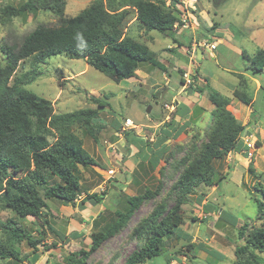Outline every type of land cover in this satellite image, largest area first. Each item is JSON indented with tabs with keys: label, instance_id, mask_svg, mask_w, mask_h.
Wrapping results in <instances>:
<instances>
[{
	"label": "rangeland",
	"instance_id": "obj_1",
	"mask_svg": "<svg viewBox=\"0 0 264 264\" xmlns=\"http://www.w3.org/2000/svg\"><path fill=\"white\" fill-rule=\"evenodd\" d=\"M94 1L96 0H64L63 17L70 19L77 16ZM150 1L161 3L165 8L179 10L181 22L188 21L185 18L187 12L192 16L195 14L196 19L192 17L191 20L194 25L198 23V40H201L202 44L214 42L216 38L212 39L215 35L210 28L216 24L218 38L226 39L227 36L223 37L222 34H230L233 37L231 43L238 45L237 48L249 56L260 50L264 51V4L260 5L259 0H199L193 7L194 13L184 5H171V0ZM22 2L24 0H0V9L7 5L17 8ZM57 22L58 17L49 11H38L27 18L10 20L0 18V48L4 45H19L36 26H55ZM124 33L144 43L161 63L166 60L165 53L168 50L165 47L174 45L170 37H165L154 30L149 32L142 27L135 21L133 10L129 11ZM205 48L198 47L205 55L210 53L200 63L203 71H200V68L195 69L198 77L201 83L206 79L210 89L229 99L226 110L244 126L239 138L243 133H250L256 150L249 160L241 158L242 156L229 157L228 154L223 160L213 162L215 178L222 176L223 180L214 189L200 185L188 195V201L182 206L183 223L180 227L192 237L190 244L193 247L188 251L187 241L169 236L164 239L160 255L144 264H168L167 258L172 259V264H242L237 262L234 255L235 248L243 244V240L238 239V229L245 223L248 224L247 232L252 228L264 227V212L258 218L255 204L256 200H263L261 190L264 187V71L259 74H253L249 70L246 72L243 69L245 62L243 63L240 56L232 51V48L227 47L225 42L219 44L212 52ZM181 52L183 54L180 53L179 59L181 65L186 67L187 56L183 50ZM4 58L0 50V67L4 65ZM224 67L231 72L245 70L244 72L251 77L242 73L230 74L222 70ZM246 67L247 65L244 68ZM151 70L147 64H141L136 71V79L115 83L87 66L83 60H71L65 55L51 57L40 64H35L32 58L19 64L13 79L24 80L25 75L31 76L34 73L32 79L29 77L25 80L24 87L49 100L56 114L83 109H96L98 112L97 118L90 123L98 131L96 142L84 132V129L78 126L72 128L95 161L94 166L87 169L79 168L81 185L75 205L49 200L41 220L27 217L19 221L34 239H42L38 259L30 257L31 249L24 242L17 246L23 260L21 264L60 263L62 258L70 253L80 249L88 250L91 233L102 230L114 217L115 212L124 211L128 197L142 194L147 189L154 191L159 188V194L145 201L133 214L127 226L117 235L105 240L99 250L89 255L84 262L123 264L128 255L141 246L140 241L132 236V230L141 219L146 218L159 201L166 205V210L173 205L178 191L174 189V182L184 166L189 165L192 158L199 157L213 125L211 113L214 107L207 95L204 94L203 98L198 96L203 109L200 117L192 125L191 133L179 143L172 144V152L160 159L147 142L149 132L152 131L150 126L158 119L160 106L165 103L160 101V92L150 88L149 83H142V78L144 79ZM154 71L157 84H163L161 72ZM194 74L190 73L187 77L190 83ZM173 77L175 79L172 78L170 83L175 91L168 94L169 99L178 92L176 79L181 78V73ZM253 78L260 83L259 90L256 89ZM184 82L187 95L190 84L185 80ZM234 92L249 97L252 100L251 105L246 106L234 98ZM205 93L207 94V90ZM91 97L105 101L108 107L98 108L97 104L91 101ZM193 98L191 101L194 103L196 99L194 96ZM126 119L131 120L132 128H124ZM127 133H132L130 140L127 139ZM149 155L155 162L161 163L155 169L145 162ZM109 169L115 173L112 178L107 176ZM257 183L261 185H256ZM93 194L102 196L99 204L93 200L81 204L86 196ZM200 199L206 200L207 203L204 205L210 208H202ZM11 217L13 213L0 211L1 221ZM44 220H47L46 224ZM48 226L65 237L72 232L82 233V237L71 238L62 243L60 238L47 229ZM53 243L56 245L55 248L50 246ZM42 245H46L49 250H43ZM201 247L215 250L223 255L224 259L210 257L201 250ZM258 255L261 258L259 264H264V253ZM0 264L17 263L0 259Z\"/></svg>",
	"mask_w": 264,
	"mask_h": 264
},
{
	"label": "trees",
	"instance_id": "obj_2",
	"mask_svg": "<svg viewBox=\"0 0 264 264\" xmlns=\"http://www.w3.org/2000/svg\"><path fill=\"white\" fill-rule=\"evenodd\" d=\"M171 2L175 6L178 3L177 0ZM64 7V0H24L17 8L7 5L0 9V18L5 20L27 18L38 11H49L58 17L55 26L38 25L19 45H4L0 48L5 56L4 65L0 67V211L13 213V217L0 220V259L17 264L23 261L18 245L24 242L31 249L30 257L38 259L42 242L41 238L34 239L19 221L27 217L41 220L49 200L75 205L81 185L79 168L87 169L95 165L83 141L72 128L78 126L84 129L95 142L98 132L90 124L98 116L96 109L56 114L49 100L24 87L25 80L29 77L32 79L34 73L31 76L25 75L24 80L13 79L19 64L29 58L35 64H40L51 57L65 55L71 60H83L87 66L115 83L135 78L141 64L165 72L166 68L144 43L124 33L129 11H134L135 21L149 32L154 30L170 37L175 43L173 32L181 22L179 10L165 8L163 4L150 0H105L104 3L96 0L70 19L63 17ZM215 29L216 24H213L210 30ZM242 56L247 62L246 71L253 74L264 71V51L260 50L253 56L243 53ZM179 72V82L183 85V72ZM197 77L198 72L195 70L188 91L201 95L207 90L208 100L214 107L211 113L213 125L207 142L202 146L199 157L192 158L189 165L183 163L185 166L174 182V189L178 191L173 205L166 210L162 201L157 202L148 216L141 219L132 230V236L140 241L141 246L133 250L123 264H144L158 257L164 247V239L169 236L187 241L186 248L189 251L193 247L190 244L192 237L180 227L183 223L182 206L196 187H215L223 180L222 176L215 178L213 162L223 160L228 154H240L242 147L239 136L244 126L226 110L229 99L210 89L206 79L201 83ZM233 97L246 106L252 103L245 94L234 92ZM91 101L98 108L108 107L100 99L91 97ZM131 134L127 133V139ZM242 157L245 158V155ZM158 163L149 162V165L155 169ZM261 193L263 200L255 201L258 218L264 212V187ZM158 194L159 188H156L128 197L124 211L115 212L102 230L91 233L88 250L80 249L70 253L60 263L54 264H84L105 240L117 235L128 225L133 214L145 201ZM102 199V196L93 194L86 196L81 204L89 200L99 204ZM247 228L248 224L245 223L238 229V239L243 240V244L235 248L234 255L238 263L259 264L261 258L258 254L264 253V227L252 228L249 232ZM47 229L60 238L62 243L82 237V233L72 232L65 237L50 226ZM42 246L43 250H49L46 245ZM50 246L56 247L54 243ZM201 250L212 258L224 259L223 255L213 249L201 247ZM171 260L167 258V263L170 264Z\"/></svg>",
	"mask_w": 264,
	"mask_h": 264
},
{
	"label": "crops",
	"instance_id": "obj_3",
	"mask_svg": "<svg viewBox=\"0 0 264 264\" xmlns=\"http://www.w3.org/2000/svg\"><path fill=\"white\" fill-rule=\"evenodd\" d=\"M259 2L260 5L264 4V0H259ZM190 12L194 13L195 10H192ZM188 13L189 12H187V16L185 17L187 18L188 21L180 22V24L175 27V30L173 32V38L175 39L176 43L174 42V40H172V43H174V45H168L165 47L168 50L167 53H165L166 60H163V62L161 63V61L157 59L162 64V66L166 68V71L161 72L158 69H152L151 71H149L148 74L145 75L144 79L142 78V83H149L148 86H150V88L153 89L155 88L156 92H160L159 95L160 101L165 102L163 106H160V114L158 115V119L155 120V122L153 123L154 125L150 126L152 131L149 132L150 136L149 139L147 140L148 144H150L149 146L153 148L154 153L158 155L160 159L166 157L172 152L173 150L172 144L179 143L182 140V138H186L191 133L193 129L192 125L195 124L196 120L200 117L201 110L203 109L201 105V101L198 100V96L199 98H203L205 97V95H207L205 92L199 95L198 93H195L192 90L188 91V89L186 95L185 87L180 85L179 82L180 79L177 78L176 91L178 92L175 95H173L170 99L168 98V94L170 92L175 91L174 87L170 83L172 78H174L173 76L175 75L179 76V71H182L183 75L186 74V72L193 73V69L198 70V68H200L199 70L203 71L200 63L201 61H203L204 58H206L207 54H210V53H206L205 55V52L201 50H199L200 54L198 53V47L202 44L201 40H198V23L194 25L191 18L193 17V19H196L195 14H193L192 16L191 14ZM212 34L215 35L213 36L212 39L214 40V38H216L214 42H211L215 45L216 47L215 50L217 49V46L219 44L221 45L224 44L225 42L226 46L232 48L231 50L236 52L238 56H240L243 63L245 62V64L243 65V69H245L244 67L247 65V63L242 56L243 53L245 52L238 49L237 48L238 45L231 43L233 42V37L230 34L225 33L224 35L222 34V36L225 37L226 35L227 36L226 39L218 38V33L216 32V29L212 32ZM211 37L212 35L210 36V38ZM184 39H186V42H184ZM200 48H203V46H200ZM205 49L209 50L208 48ZM181 50H183V52H185L184 54L187 56L186 67H183L181 65V61L179 59L180 53H182ZM209 51L212 52V50ZM199 55H200V60H197V56ZM246 55L249 56L248 54ZM154 70H158L163 75V81H164L163 84L158 85L157 82L155 81L154 78H156V73ZM222 70L227 71L233 75L235 73H242L247 77H251L249 74L244 72L245 70H243V72L242 70L240 72H231L228 70L227 67L222 68ZM197 78L201 82L200 78L199 77ZM253 81H255L256 83L257 86L256 89L259 90L260 83L254 78ZM193 96L196 99L194 103L191 101L192 99L194 100ZM192 119H194L193 121L194 123L192 122ZM163 140L165 141L161 144ZM150 147H148L147 150L148 152L150 150L149 149ZM235 156L241 157L242 155H235ZM145 162L147 164H149V162L153 164L156 163L153 157H150V155ZM160 164L161 163L159 162L158 166ZM212 189H214V187ZM204 203H207V201L206 200L202 201L203 204L202 208H210L205 206Z\"/></svg>",
	"mask_w": 264,
	"mask_h": 264
},
{
	"label": "built area",
	"instance_id": "obj_4",
	"mask_svg": "<svg viewBox=\"0 0 264 264\" xmlns=\"http://www.w3.org/2000/svg\"><path fill=\"white\" fill-rule=\"evenodd\" d=\"M178 3L176 4V6H182L184 5L185 8H190L191 10H193V7L195 6V4H197L199 2V0H177ZM200 46H205L206 48H208L209 50H212L214 51L215 50V45L213 43L211 44H202ZM190 74V72H189ZM188 73L184 74L183 75V79L188 83L190 84V81L187 79V77L189 76ZM183 86V85H182ZM184 87L186 88V85L184 83ZM124 128H132L133 127V124L131 122L130 119H126L124 121ZM122 131H124V129H122ZM240 142H241V155H245V158L246 159H250L253 155V153L255 152L256 150V146H255V142L253 140V136L246 132V133H243V135L239 138ZM229 157H231V155H229ZM114 171L109 169L107 171V176H109L110 178H112L114 176Z\"/></svg>",
	"mask_w": 264,
	"mask_h": 264
},
{
	"label": "water",
	"instance_id": "obj_5",
	"mask_svg": "<svg viewBox=\"0 0 264 264\" xmlns=\"http://www.w3.org/2000/svg\"><path fill=\"white\" fill-rule=\"evenodd\" d=\"M198 53L200 54V51L198 49ZM197 60H200V55L197 56ZM193 72L195 73V69H193ZM148 113L150 112V109L147 111ZM132 138V136H130L129 140Z\"/></svg>",
	"mask_w": 264,
	"mask_h": 264
}]
</instances>
